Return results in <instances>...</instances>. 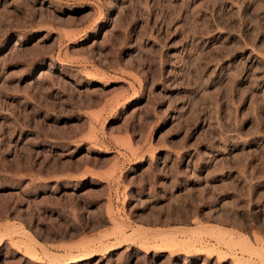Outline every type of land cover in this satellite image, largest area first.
Instances as JSON below:
<instances>
[{
	"label": "rangeland",
	"instance_id": "374dc122",
	"mask_svg": "<svg viewBox=\"0 0 264 264\" xmlns=\"http://www.w3.org/2000/svg\"><path fill=\"white\" fill-rule=\"evenodd\" d=\"M67 261L264 264V0H0V264Z\"/></svg>",
	"mask_w": 264,
	"mask_h": 264
},
{
	"label": "bare ground",
	"instance_id": "6f19581e",
	"mask_svg": "<svg viewBox=\"0 0 264 264\" xmlns=\"http://www.w3.org/2000/svg\"><path fill=\"white\" fill-rule=\"evenodd\" d=\"M97 223H99L98 221H96ZM95 222V223H96ZM100 224V223H99ZM82 226V225H81ZM25 230V233H27V230L26 229H24ZM120 232H121V229L119 230ZM114 248H110V250H113ZM72 262H70V261H67L65 264H71Z\"/></svg>",
	"mask_w": 264,
	"mask_h": 264
}]
</instances>
